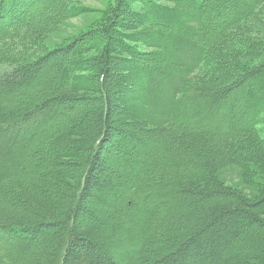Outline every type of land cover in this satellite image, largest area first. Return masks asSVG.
I'll list each match as a JSON object with an SVG mask.
<instances>
[{"label":"trees","instance_id":"obj_1","mask_svg":"<svg viewBox=\"0 0 264 264\" xmlns=\"http://www.w3.org/2000/svg\"><path fill=\"white\" fill-rule=\"evenodd\" d=\"M80 1L0 0V264H264V0Z\"/></svg>","mask_w":264,"mask_h":264},{"label":"rangeland","instance_id":"obj_2","mask_svg":"<svg viewBox=\"0 0 264 264\" xmlns=\"http://www.w3.org/2000/svg\"><path fill=\"white\" fill-rule=\"evenodd\" d=\"M80 2L81 4L87 6L88 10L80 16L70 19L61 29V31L52 33L47 40L51 45H55V43L60 42L62 37L75 35L80 30L86 28L91 22H94L96 19H98L101 16L102 11L106 9L108 0H81ZM223 175L228 177V182H232V179L236 182L237 180H240L238 176V170L236 168H229L227 170H224ZM246 191L250 192V190L247 188ZM91 209L92 208H90V210ZM138 249L139 247L136 246L132 250H130L129 248V251H133L134 253L137 252ZM123 250V248H120V251Z\"/></svg>","mask_w":264,"mask_h":264}]
</instances>
